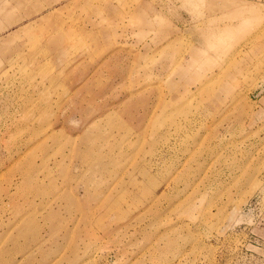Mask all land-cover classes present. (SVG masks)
<instances>
[{
	"label": "rangeland",
	"instance_id": "obj_1",
	"mask_svg": "<svg viewBox=\"0 0 264 264\" xmlns=\"http://www.w3.org/2000/svg\"><path fill=\"white\" fill-rule=\"evenodd\" d=\"M0 264H264V0H0Z\"/></svg>",
	"mask_w": 264,
	"mask_h": 264
},
{
	"label": "crops",
	"instance_id": "obj_2",
	"mask_svg": "<svg viewBox=\"0 0 264 264\" xmlns=\"http://www.w3.org/2000/svg\"><path fill=\"white\" fill-rule=\"evenodd\" d=\"M105 42V44H107V43H109L108 41H107V39H105V41L104 40H98L97 41V43L96 44H98L99 46H98V49L97 50H101V49H103V47H104V45H102L103 43ZM59 45L60 44H56L55 42H53V40H52V42H50V41H46L45 43H44V47H45V50H43L44 52H46L47 53V55L45 56L47 59H49V58H56L57 56H55V53H58V52H61L62 50H60L61 48H58L59 47ZM62 46V45H61ZM19 48V47H18ZM107 49H109V48H107ZM18 51H20V50H18ZM64 52V51H63ZM44 57V58H45ZM84 57H89V56H84Z\"/></svg>",
	"mask_w": 264,
	"mask_h": 264
}]
</instances>
